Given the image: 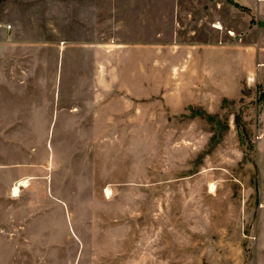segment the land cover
<instances>
[{
	"label": "rangeland",
	"instance_id": "rangeland-1",
	"mask_svg": "<svg viewBox=\"0 0 264 264\" xmlns=\"http://www.w3.org/2000/svg\"><path fill=\"white\" fill-rule=\"evenodd\" d=\"M257 2L0 0V264H264Z\"/></svg>",
	"mask_w": 264,
	"mask_h": 264
},
{
	"label": "crops",
	"instance_id": "crops-1",
	"mask_svg": "<svg viewBox=\"0 0 264 264\" xmlns=\"http://www.w3.org/2000/svg\"><path fill=\"white\" fill-rule=\"evenodd\" d=\"M247 5V4H246ZM251 5V4H250ZM249 4H248V6H250ZM253 5V4H252ZM264 4H263V2H257L256 3V11L258 12L262 7H260V6H263ZM0 77H2V78H5L3 75H1ZM7 81H8V83L9 84H19V85H21V84H23V83H16V82H12V80H9V79H7V78H5ZM60 95V94H59ZM55 98H56V95H55ZM77 107H74V109L73 108H70L69 107V110L70 111H73V113H74V115H75V117H78V116H76L77 114H76V112L78 111V109H76ZM74 117V118H75ZM3 129V128H2ZM23 134H27V133H23ZM30 135H32L31 133H29ZM21 136H22V134L20 135V134H18V136H16V138H17V141H18V144H20V147H19V145L17 144V149L20 151L21 149L20 148H22V146H23V142H24V140H23V138H21ZM23 137V136H22ZM34 143V135H32L31 136V142L29 143L30 144V150H35V149H38V148H36V144L34 145L33 144ZM31 144H32V146H31ZM22 152V151H21ZM34 152V151H33ZM32 152V160H34V157H35V153H33ZM22 154H23V152H22ZM39 158V157H38ZM37 158V159H38ZM23 159H24V154H23ZM45 161H47V162H50V160H45ZM13 165V167L16 169V171H15V177H14V179L12 180V182L10 183V185H6V186H4V187H2V177L0 176V231L1 230H7L8 229V225L7 224H9L10 222L9 221H11V220H14V214H16V212H15V209L13 208V206H12V208L10 209V208H8L7 207V203L9 202L8 201V199H9V196H10V192H12L13 191V187L17 184V183H19L20 181H23L24 183H25V185H22L21 186V189H22V187L23 186H25V187H27V186H29L30 188L32 187V186H30L29 184H28V182H30V179H33L34 177H36V175H39L38 173L37 174H34V172H35V170H37V172H39V170L38 169H35V164H24V161H18L17 163H14V164H12ZM1 166H3V164H0V169H2L1 168ZM49 177H50V175H49ZM48 177V178H49ZM46 179H47V177H46ZM35 182V181H34ZM45 182L46 183H48V194H47V192H46V190H47V186H46V190H45V193H46V196L47 195H53V192L55 193V188H54V180L52 179L51 180V183H52V190H51V192H50V190H49V183H50V178L48 179V181H46L45 180ZM32 183H33V181H32ZM33 186H35L34 185V183H33ZM28 187V188H29ZM32 189H33V191L31 192V194H32V197H33V199H34V196H36V197H39L40 196V189H39V187H38V189L37 188H35V187H32ZM35 189H36V191H35ZM20 192H21V190H20ZM36 193V194H35ZM39 194V195H38ZM21 194L19 193L18 195H15L14 193H13V197L14 198H17V197H19ZM3 204H5L6 206L3 208ZM15 206V205H14ZM33 210V209H32ZM34 211V210H33ZM11 213V214H10ZM11 216H10V215ZM14 226V225H13ZM1 233V232H0ZM14 239H12V238H8L7 236H2V235H0V243L4 246H8V245H12L13 243H14ZM2 258V257H1ZM0 261H3V258L2 259H0Z\"/></svg>",
	"mask_w": 264,
	"mask_h": 264
},
{
	"label": "bare ground",
	"instance_id": "bare-ground-1",
	"mask_svg": "<svg viewBox=\"0 0 264 264\" xmlns=\"http://www.w3.org/2000/svg\"><path fill=\"white\" fill-rule=\"evenodd\" d=\"M218 27H222V25H216ZM25 185V183L23 181H20L19 183H17L14 187H13V192L15 195H18L20 193L21 190V186Z\"/></svg>",
	"mask_w": 264,
	"mask_h": 264
}]
</instances>
